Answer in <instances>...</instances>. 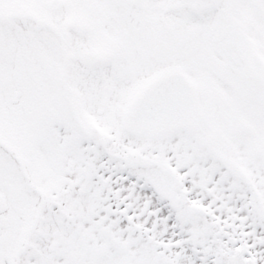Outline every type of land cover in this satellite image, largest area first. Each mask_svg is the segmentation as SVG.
I'll use <instances>...</instances> for the list:
<instances>
[{"label":"snow or ice","instance_id":"obj_1","mask_svg":"<svg viewBox=\"0 0 264 264\" xmlns=\"http://www.w3.org/2000/svg\"><path fill=\"white\" fill-rule=\"evenodd\" d=\"M0 264H264V0H0Z\"/></svg>","mask_w":264,"mask_h":264}]
</instances>
